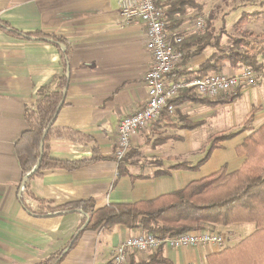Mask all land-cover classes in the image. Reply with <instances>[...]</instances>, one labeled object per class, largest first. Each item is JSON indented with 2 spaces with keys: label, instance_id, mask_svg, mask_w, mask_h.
<instances>
[{
  "label": "crops",
  "instance_id": "1",
  "mask_svg": "<svg viewBox=\"0 0 264 264\" xmlns=\"http://www.w3.org/2000/svg\"><path fill=\"white\" fill-rule=\"evenodd\" d=\"M0 20L22 34L61 36L71 48L65 67L63 45L0 28V264H38L62 250L66 254L58 264L108 263L114 246L143 229L121 223L99 226L84 230L72 245L85 214L80 210L52 213L50 207L89 199L96 208L149 200L222 167L232 172L246 159L237 154L236 147L264 124L263 68L257 86L228 93L235 95L232 101H184L174 114L164 113L153 125L136 131L121 170L115 158L118 124L148 99L144 78L152 57L146 47L145 25L123 21L118 0H0ZM211 49L191 58L185 69L196 70ZM238 70L226 66L222 71ZM63 74L69 82L54 126L81 135L51 137L49 154L71 161L90 159L95 153L101 157L74 169L52 167L26 178L16 150V141L28 127L25 111L34 107L42 86L54 89ZM183 117L198 124L190 127ZM203 132L209 135L199 143ZM224 132L235 134L218 141L199 168L154 175L176 163L198 162L213 135ZM204 227L222 234L225 244L165 245L161 252L167 261L158 264H208L210 254L236 246L259 226L256 221H239L207 222ZM149 254L135 253L134 257L143 261Z\"/></svg>",
  "mask_w": 264,
  "mask_h": 264
},
{
  "label": "trees",
  "instance_id": "2",
  "mask_svg": "<svg viewBox=\"0 0 264 264\" xmlns=\"http://www.w3.org/2000/svg\"><path fill=\"white\" fill-rule=\"evenodd\" d=\"M197 3L196 0H167L164 2L169 20L168 29L178 28L184 22L183 17L190 10L195 9ZM198 6L201 7L199 4ZM253 13L242 11L238 25L247 23ZM0 28L12 34L49 39L59 46L63 45L62 56L65 67H67L71 48L65 38L42 32L22 34L1 20ZM179 47L184 53L181 62L169 74L173 80L192 76L201 77L210 72L222 71L226 66L233 69L249 66L257 71H262L264 68V32L257 33L248 30L242 34L231 35L228 34L224 22L218 29L211 17L207 20L203 31L186 35ZM208 47L215 49L209 58L202 62L196 70H186L185 65L191 58L203 53ZM68 82L69 79L63 74L58 77L54 89H51L49 85L42 86L34 107L27 108L25 111L28 127L16 141V150L23 174L32 172L29 178L41 174L47 168L74 169L92 163L101 157L95 153L90 159L71 161L52 158L49 154L51 137L81 135L79 132H72L69 129L66 131L64 128L54 126ZM234 98L233 94H225L218 99H209L197 94L193 87H188L180 89L174 103L178 105L192 100L207 104H220L232 101ZM255 109L249 113L250 117L247 122L253 118ZM182 119L190 127L198 124V122H189L184 117ZM234 134H225V132L214 134L207 155L198 162L176 163L169 169L156 170L154 175L166 174L171 169L177 168H199L207 160L211 150L219 145L218 141L228 139ZM236 152L246 157L242 166L237 170L226 172L225 167H222L190 182L184 188L153 199L133 203H112L100 208H96L94 201L89 199L61 206H51L50 211L53 213L59 210L61 213H68L80 210L85 214L81 226L71 239L72 245L86 229H96L99 226L110 227L119 223L131 228L140 227L156 237L165 238L175 236L187 229L205 228L204 225L207 222L228 225L239 221H256L259 227L253 234L234 247H226L221 252L210 254L208 264H264V124L250 132L243 142L238 144ZM128 154L119 162V169L123 170L124 163L128 162ZM152 162L156 165L161 163L160 160ZM36 165L38 167L34 170ZM40 203L45 202L41 200ZM28 209L31 210V208ZM36 213L46 215L44 212ZM161 251L160 247L157 251L151 252L143 261H137L132 254L130 264L166 262L167 259ZM65 254L63 250L56 252L38 264H58Z\"/></svg>",
  "mask_w": 264,
  "mask_h": 264
},
{
  "label": "built area",
  "instance_id": "3",
  "mask_svg": "<svg viewBox=\"0 0 264 264\" xmlns=\"http://www.w3.org/2000/svg\"><path fill=\"white\" fill-rule=\"evenodd\" d=\"M167 0H118L123 21H140L145 25L146 47L152 57V65L145 74L148 88L146 103L135 112L122 118L117 128L115 158L121 161L128 153L132 135L153 125L163 113L174 114L177 104L174 99L180 89L193 87L202 97L211 99L234 92L239 88L257 86L260 72L245 66L235 73L214 71L201 77H184L173 80L169 74L181 62L184 51L179 45L186 35L198 33L206 26L205 17L195 14L190 24L168 29L169 20L163 5ZM225 238L219 232L208 228L192 229L175 236L156 237L142 230L114 246L111 259L106 264H128L135 253H151L168 245L173 248L197 247L209 244L223 245Z\"/></svg>",
  "mask_w": 264,
  "mask_h": 264
},
{
  "label": "rangeland",
  "instance_id": "4",
  "mask_svg": "<svg viewBox=\"0 0 264 264\" xmlns=\"http://www.w3.org/2000/svg\"><path fill=\"white\" fill-rule=\"evenodd\" d=\"M197 6L190 10L183 18L186 24L193 19L195 14L205 17L206 25L209 17L212 18L214 25L221 28L223 22L228 34L238 35L245 31L264 32V0H196ZM198 4L201 6L199 8ZM242 11L253 13L247 23L238 25ZM206 27V26H205ZM205 29V28H204ZM226 40V36L224 38ZM211 50H215L212 48ZM261 72V71H259ZM230 128H227L228 130ZM205 132L202 133L199 143L204 142ZM209 142V141H208ZM209 143L207 145L208 149ZM205 149V151H206ZM203 151L199 158L204 157Z\"/></svg>",
  "mask_w": 264,
  "mask_h": 264
},
{
  "label": "water",
  "instance_id": "5",
  "mask_svg": "<svg viewBox=\"0 0 264 264\" xmlns=\"http://www.w3.org/2000/svg\"><path fill=\"white\" fill-rule=\"evenodd\" d=\"M60 106H61V105H60ZM37 167H38V165L35 166L34 170H35ZM34 170H33V171H34ZM31 173H32V172H30V173L28 174V176H29ZM28 176H26V178H27Z\"/></svg>",
  "mask_w": 264,
  "mask_h": 264
}]
</instances>
